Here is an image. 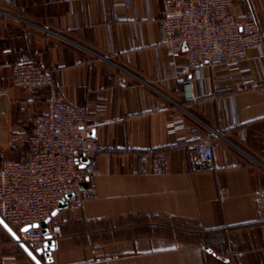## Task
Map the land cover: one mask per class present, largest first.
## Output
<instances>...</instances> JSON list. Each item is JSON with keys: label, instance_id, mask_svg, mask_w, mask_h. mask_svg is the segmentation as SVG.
<instances>
[{"label": "crops", "instance_id": "obj_1", "mask_svg": "<svg viewBox=\"0 0 264 264\" xmlns=\"http://www.w3.org/2000/svg\"><path fill=\"white\" fill-rule=\"evenodd\" d=\"M17 4L0 2V166L28 156V137L47 111L48 89L12 86L22 61L49 72L63 100L87 108V133L104 146L95 197L51 218L55 249L50 263L41 260L264 264V86L232 92L239 73L208 65L176 77L187 59L173 60L162 42L164 0ZM231 11L254 14L264 34V0H241ZM252 69L264 83V58ZM176 122L184 127L169 132ZM208 135L214 166L198 170L188 147ZM160 151L164 173L143 175L140 157ZM0 264H35L1 225Z\"/></svg>", "mask_w": 264, "mask_h": 264}, {"label": "built area", "instance_id": "obj_2", "mask_svg": "<svg viewBox=\"0 0 264 264\" xmlns=\"http://www.w3.org/2000/svg\"><path fill=\"white\" fill-rule=\"evenodd\" d=\"M240 1L164 0L162 42L173 60L182 54L187 59V64L176 70V77H183L193 69L198 73L208 65L239 73V88L263 83L255 76L252 63L264 58V34L259 31L254 14L231 11ZM0 2L12 9L18 6L17 0ZM11 82L13 87L26 92L43 88L49 91L47 111L37 117L28 137V156L6 159L0 166V217L18 232L22 242L39 249L47 241L42 228L31 227L24 232L22 228L46 222L61 203L79 210L92 200L97 191L98 156L104 146L87 133V108L63 100L53 76L37 63L15 64ZM190 91L188 82V99H192ZM6 100L7 93L0 92L3 107ZM0 114L5 116L7 111ZM183 127V123H171L169 132ZM188 152L196 169L214 166L210 135L189 145ZM140 162L143 175L160 176L165 171L167 156L161 151L143 154ZM54 230L57 232L58 228Z\"/></svg>", "mask_w": 264, "mask_h": 264}, {"label": "water", "instance_id": "obj_3", "mask_svg": "<svg viewBox=\"0 0 264 264\" xmlns=\"http://www.w3.org/2000/svg\"><path fill=\"white\" fill-rule=\"evenodd\" d=\"M67 198H70V196H67ZM68 208L67 203H61L58 207V210L55 211L50 218L46 220V222L41 223L38 225L37 223H34L32 225H26L22 228V232L30 229L31 227L38 228L41 227L43 230V234L46 236L47 241L44 244L43 248L39 249H31L27 246L26 243L22 242L19 235L15 233L11 227L0 217V225L6 229L10 235L15 239V241L23 248L25 253L34 261L35 264H45L40 257L45 258L46 263H50L52 261V252L55 249V241L51 239V229L48 227V224L51 221V218L55 216L59 211L64 210Z\"/></svg>", "mask_w": 264, "mask_h": 264}, {"label": "trees", "instance_id": "obj_4", "mask_svg": "<svg viewBox=\"0 0 264 264\" xmlns=\"http://www.w3.org/2000/svg\"><path fill=\"white\" fill-rule=\"evenodd\" d=\"M261 86H264V83L260 84V85H257V86H254V87H261ZM248 88H251V87H240V88H236V89H233L232 92H235V91H241V90H246Z\"/></svg>", "mask_w": 264, "mask_h": 264}]
</instances>
